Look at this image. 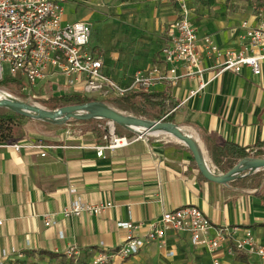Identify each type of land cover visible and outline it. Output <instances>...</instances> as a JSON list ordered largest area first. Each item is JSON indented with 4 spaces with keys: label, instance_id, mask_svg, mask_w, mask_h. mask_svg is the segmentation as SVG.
I'll return each mask as SVG.
<instances>
[{
    "label": "crops",
    "instance_id": "crops-1",
    "mask_svg": "<svg viewBox=\"0 0 264 264\" xmlns=\"http://www.w3.org/2000/svg\"><path fill=\"white\" fill-rule=\"evenodd\" d=\"M182 1L167 0L163 5L162 10L171 9L172 13L173 5L178 7L165 30L178 17ZM184 3L199 40L208 36L221 50L239 51L246 46L240 28L243 22L251 27L264 24V16L258 17V12L243 16L228 13L218 0ZM145 4L157 5L154 1ZM260 10L264 12V8ZM71 23L63 16V24ZM161 48L156 52L159 65ZM198 49L205 70L201 78H184L172 87L158 84L147 91L177 101L169 118L195 135L207 166L221 175L231 169L227 167L228 146L251 150L252 158L256 152L264 153V64L258 76L242 67L215 77L221 60L207 58L201 45ZM105 63L104 58V71ZM121 78L113 81L128 87L120 84ZM200 82L207 84L190 96ZM36 85H61L63 94L58 96L79 93V88L65 85L56 75ZM70 127L71 123L56 125L31 119L20 135L0 138V259L5 252L8 264H74L64 256L66 248L74 245L80 253L78 264H86L124 242L127 232L120 223L140 226L138 235L143 236L147 225L163 212L194 206L214 227L227 226L233 231L216 256L192 245L187 234L168 232L163 241L148 243L129 258L114 259L110 264H213L214 259L219 264H261L254 256L236 252L233 242L250 232L258 245H264V170L229 183H212L201 176L190 151L176 140L152 136L98 157L94 147L103 144L98 134L67 133ZM38 140L54 148L13 151L1 147ZM70 186L76 195H70ZM75 197L88 204L110 201L114 207L99 216L64 218L62 210ZM45 213L54 214L55 225L44 226Z\"/></svg>",
    "mask_w": 264,
    "mask_h": 264
},
{
    "label": "built area",
    "instance_id": "built-area-1",
    "mask_svg": "<svg viewBox=\"0 0 264 264\" xmlns=\"http://www.w3.org/2000/svg\"><path fill=\"white\" fill-rule=\"evenodd\" d=\"M67 1L75 0H0V82L6 77H12L34 87L56 75L64 79L65 85L79 88V93L87 98L97 94L100 99H108L121 98L139 89L149 90L158 84L172 87L184 78H201L205 70L201 66L199 45L207 58L221 60L216 66L215 77L226 71L238 72L242 67L250 68L252 74L258 76L264 64V24L251 27L243 22L240 28L244 30L246 46L239 51L221 50L208 36L199 40L197 30L188 18V11L180 2L178 17L165 30V42L159 53L162 65L157 63L136 72L131 84L122 87L104 73L103 55L89 49L91 23L77 21L63 24L62 4ZM257 15L261 18L264 12L259 10ZM4 65L8 67V75L4 73ZM206 84L200 82L198 90L191 92L190 96L201 91ZM103 141V144L94 147L98 157L103 156L105 151L124 148L132 143L126 137L115 136L111 129ZM1 147L13 151L54 148L40 140ZM68 192L70 195L77 193L73 186L69 187ZM113 207L110 201L88 204L75 197L62 210L61 215L64 218L80 217L83 214L99 216ZM54 217L51 213L43 214L44 226L55 225ZM119 227L127 232L124 242L108 253H99L86 264H110L114 259L125 260L146 244L163 241L168 232L187 234L192 245L206 248L208 254L214 257L222 244L233 235L230 227H214L207 216L194 206H182L163 212L158 220L147 225L143 236L138 235L140 226L131 222L120 223ZM59 237L62 238L63 234L60 233ZM233 247L236 252L254 256L264 264V245H258L250 232L242 240L234 241ZM79 254L74 245L64 251V256L74 264H78ZM7 255L3 252L0 264L9 263L4 261ZM213 264L219 263L214 259Z\"/></svg>",
    "mask_w": 264,
    "mask_h": 264
},
{
    "label": "rangeland",
    "instance_id": "rangeland-1",
    "mask_svg": "<svg viewBox=\"0 0 264 264\" xmlns=\"http://www.w3.org/2000/svg\"><path fill=\"white\" fill-rule=\"evenodd\" d=\"M156 2V6L145 3ZM75 0L62 4L65 22L87 21L92 25L89 49L98 51L105 58V74L112 80H122V83L129 86L133 80V75L138 71H143L149 66L157 64V51L163 45L164 31L171 19L178 14V7L173 5L171 9L162 10L167 0ZM183 0L182 3L185 6ZM221 6L228 13H235L243 16L250 12L256 14L264 8V0H218ZM165 8V6H164ZM186 8V7H185ZM180 11V10H179ZM177 12V13H176ZM176 13V14H174ZM156 56V58L154 57ZM4 73L8 75V67L4 65ZM8 85L0 86V90L20 101H30L40 107L50 109L53 107L46 100L52 96L63 94L61 85L57 88H49L48 85L30 87L26 82L18 81ZM117 82V81H116ZM119 84V83H118ZM58 94V95H57ZM87 99L96 102H104L97 94L90 95ZM106 101V100H105ZM68 104L59 103L58 108ZM111 106V105H110ZM148 116H138L136 118L152 122H169L172 119L157 109L147 106ZM121 112V111H120ZM124 113V112H123ZM126 115L132 116L130 112ZM1 118H10L8 121H0V138H7L10 135H20L32 118L20 116L8 109L0 108ZM71 132L85 133L93 131L97 133L103 143V137L109 136L110 129L117 137H126L128 140L145 141L155 134L142 136L136 134L122 126L111 124L106 120L81 124L71 123ZM111 126V127H110ZM179 127V126H178ZM183 131L186 129L179 127ZM158 136V135H155ZM166 137L168 140H175L169 135H159L158 138ZM177 141V140H176Z\"/></svg>",
    "mask_w": 264,
    "mask_h": 264
},
{
    "label": "water",
    "instance_id": "water-1",
    "mask_svg": "<svg viewBox=\"0 0 264 264\" xmlns=\"http://www.w3.org/2000/svg\"><path fill=\"white\" fill-rule=\"evenodd\" d=\"M0 108L8 109L23 117H29L34 120H40L56 125L67 124L70 120H106L113 125L116 124L122 126L136 134L138 133L132 127L137 126L150 129L151 131H163V134L169 135L187 145L186 148L190 151L199 173L205 180L212 183L225 184L234 179L244 178L255 172L264 170V157H250L240 160L226 173L215 175L207 166L199 145H196V143L175 124L159 121L152 122L134 116H128L113 106L102 102L66 105L55 110H47L34 103L20 101L10 96V98L0 101ZM27 112L33 113L34 116Z\"/></svg>",
    "mask_w": 264,
    "mask_h": 264
},
{
    "label": "trees",
    "instance_id": "trees-1",
    "mask_svg": "<svg viewBox=\"0 0 264 264\" xmlns=\"http://www.w3.org/2000/svg\"><path fill=\"white\" fill-rule=\"evenodd\" d=\"M15 80L12 77H6L2 82H0V86L8 85L14 83ZM106 100V101H105ZM105 104L111 105L117 110L121 112H130L134 117L138 116H148L146 112V107L150 106L152 108H157L164 116L171 117L173 114V110L178 104L177 101L164 93H150L147 90L139 89L136 91H132L127 95L121 98H108L105 99ZM27 103H31L30 101H24ZM46 102L51 103L53 107L47 110H55L58 108L59 103H65L68 105H81L88 102H96L94 100L87 99L83 95L79 93L71 94V95H61V96H52L46 100ZM43 108V107H42ZM10 118H1L0 121L6 120L8 121ZM98 120H89V121H76L70 120L68 123H92ZM250 151L240 149L236 146H228L226 155L229 160L227 163L228 168H232L237 162L242 159L250 158ZM255 158L264 157V153L256 152L254 154Z\"/></svg>",
    "mask_w": 264,
    "mask_h": 264
},
{
    "label": "bare ground",
    "instance_id": "bare-ground-1",
    "mask_svg": "<svg viewBox=\"0 0 264 264\" xmlns=\"http://www.w3.org/2000/svg\"><path fill=\"white\" fill-rule=\"evenodd\" d=\"M10 98V95L2 90H0V101H3L5 99H8ZM28 114H31L32 116H34L33 113L31 112H27ZM138 134L140 135H145V136H149L151 134H155V135H160V134H163V131H151L150 129H147V128H144V127H132ZM185 134H187V136L189 138H191L195 143L196 145H199V142H198V139L195 137V135L193 136L192 134L188 133V132H185L183 131ZM154 135V136H155ZM177 140V139H175ZM178 142H180L181 144H183L184 146L187 147V145L184 143V142H181L179 140H177Z\"/></svg>",
    "mask_w": 264,
    "mask_h": 264
}]
</instances>
